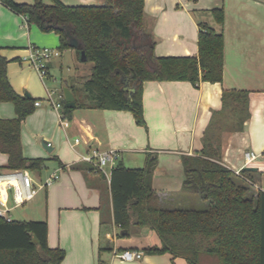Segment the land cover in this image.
Instances as JSON below:
<instances>
[{"label":"crops","instance_id":"crops-1","mask_svg":"<svg viewBox=\"0 0 264 264\" xmlns=\"http://www.w3.org/2000/svg\"><path fill=\"white\" fill-rule=\"evenodd\" d=\"M60 1L67 6H95L104 2ZM15 2L31 4L25 0ZM213 9L223 10L222 25L214 21L210 13ZM201 24L223 35L220 83L201 81L193 87L188 82H144L145 127L136 125L129 112L107 109L76 108L68 120L61 119L46 99H35L33 95L45 97L39 83L45 93L47 88L57 93L64 87L71 91L69 87L75 88L90 74L69 76L64 79L67 86L62 87L61 81L52 74V69H62L61 52L48 62V75L44 80L33 68L24 69L22 63L30 47L58 50V36L43 33L34 25L25 26L23 16L8 9L0 0V55L8 61V81L17 95H29L34 103L40 102L21 125L23 156L44 160L40 171L28 173L32 175L34 186L37 181L59 173L58 181L52 186L37 189L34 198L44 193L41 204L36 198L34 206L20 211L14 208L9 214L17 221H45L48 246L64 251L61 264H131L114 257L113 251L143 252L147 247L160 244L159 240L155 241L154 232L147 228L132 226L126 235L113 223L111 169L105 173L91 170L80 162L79 156L91 148L115 149L120 155L119 162L127 169L144 168L155 158L152 190L162 207L182 208L188 203L189 195L182 190L181 158L201 150L211 116L221 109L223 91L247 92L248 116L241 130L221 134V163L236 174L245 168H254L255 171H250L252 191L264 192V0H144L143 28L154 42L156 57H196ZM75 50L72 51L79 57ZM48 82L53 88L48 87ZM83 96L85 98L81 92V98ZM15 117L13 104L1 102L0 118ZM75 139H79L77 144ZM245 151L256 153L257 159L246 164ZM7 160V155L0 153V167L6 166ZM134 264L186 262L168 253L147 255L143 252L140 262Z\"/></svg>","mask_w":264,"mask_h":264},{"label":"trees","instance_id":"trees-1","mask_svg":"<svg viewBox=\"0 0 264 264\" xmlns=\"http://www.w3.org/2000/svg\"><path fill=\"white\" fill-rule=\"evenodd\" d=\"M1 2L26 16L27 24L56 34L60 52L71 49L70 40L75 39L76 51L83 50L92 63L81 90L85 98L78 99L76 89L69 87L75 107L65 108L64 97L61 100L65 119L70 120L76 108L107 109L129 112L136 125L145 127L144 82H188L197 87L201 81H222L223 35L201 24L196 57H156L154 42L143 28L144 0H104L95 6H67L60 0ZM210 13L217 24H223L222 9ZM7 63L0 55V103H12L16 117L0 118V153L8 158L0 172L40 171L44 160L25 158L20 140L21 125L33 113L34 100L14 92ZM221 101L201 150L181 158L182 190L207 202L206 209L162 207L151 188L155 158L141 169H127L119 161L111 169L113 223L126 235L132 226L153 231L160 244L145 248L147 255L168 253L186 264H264V192L252 191V172L243 169L236 174L221 163V134L241 130L248 116V93L223 91ZM63 258L62 249L47 244L45 221L0 218V264H61Z\"/></svg>","mask_w":264,"mask_h":264},{"label":"built area","instance_id":"built-area-1","mask_svg":"<svg viewBox=\"0 0 264 264\" xmlns=\"http://www.w3.org/2000/svg\"><path fill=\"white\" fill-rule=\"evenodd\" d=\"M24 24L27 25V18L23 16ZM60 52L56 49L50 48H36L30 47L28 55L24 57V61L28 62L31 67L37 72L39 78L44 80L48 75L47 64L52 58L59 57ZM46 101L48 105L55 111H58L59 117L63 116L60 113L64 96L62 93H57L56 90L46 89ZM35 106H39L40 102L36 101ZM79 139H75L74 143H78ZM257 154L252 151H245L243 158L246 164H249L257 159ZM119 152L115 149L99 150L91 148L84 154L79 156L80 162L89 165L92 170L100 173H105L106 168L112 169L119 161ZM238 174V173H237ZM57 179L54 173L46 179L44 185L40 188L52 184ZM36 194L34 189V182L26 170H4L0 172V218L10 222V212L17 207H20L31 201ZM113 256L126 262L140 260L143 252L125 250L122 252L113 251Z\"/></svg>","mask_w":264,"mask_h":264},{"label":"rangeland","instance_id":"rangeland-1","mask_svg":"<svg viewBox=\"0 0 264 264\" xmlns=\"http://www.w3.org/2000/svg\"><path fill=\"white\" fill-rule=\"evenodd\" d=\"M18 1H20V0H18ZM25 1L31 2V3L33 2V0H25ZM68 1L69 2H67V3H74L72 0H68ZM14 2H15V0H14ZM58 47H59V42L57 44V48ZM72 50H75V49L71 48V49H67V50L61 51L62 54H61V57L59 59V63H61V65H62V69L61 70L59 68L52 69V71H53L52 74L55 76L56 79H58V81L59 80L61 81L62 87H64V85H65L64 79H67L69 76H75V77H77V76H85V75L87 76V75H89L91 73L92 63H90V62H81L79 57H76L75 52L72 51ZM22 66H23L24 69H26V68H31L32 69L31 65L28 62H23ZM47 84H48V87L53 88V87H51V83L48 82ZM57 85H59V84H57ZM39 87H40V91L42 92V94L44 93L45 97L44 96H39V98H38V96H34V95H33V97L35 99H43V100H45L47 98V95L44 92V88L42 87L41 83H39ZM59 88H60V86H59ZM74 89H76L77 98L79 99L81 97V92H82L81 89H84V82H80V84L75 86ZM107 169L108 168H106L105 170H107ZM41 174L44 175L45 171H42ZM56 175H57V179L55 181H53L52 184H50V185H48L46 187L40 188L39 186L40 185H44L46 179L44 181L43 180L42 181H37V183L34 186V189L36 191L38 189V191H39V189L43 190L44 188H48V187L52 186L59 179V173L58 172H57ZM30 176L32 178V175H30ZM43 195H44V193L42 191L41 193H39L34 198V200L32 202H27L26 204H24V205H22L20 207H17L16 211L24 210L25 208H28L29 206H34L33 202L35 201L36 198L38 200V204H41L42 201H43ZM188 195H189V201H188V203L184 204L182 206V208L195 209V210H204V209H206L208 207V203L202 201L199 198L198 195L192 194V193H188ZM152 234H153V236L155 238V241L158 242V238H157L156 234H154V233H152ZM144 258H145V256L143 257V259ZM137 262H140V260L132 261L131 264L132 263L134 264V263H137Z\"/></svg>","mask_w":264,"mask_h":264},{"label":"water","instance_id":"water-1","mask_svg":"<svg viewBox=\"0 0 264 264\" xmlns=\"http://www.w3.org/2000/svg\"><path fill=\"white\" fill-rule=\"evenodd\" d=\"M70 48L72 49H76L78 48V43L75 39H71L70 40ZM79 59L81 62H87V57H86V54L83 50L79 51ZM124 87H123V90H126L127 89V85H126V82H124ZM129 91L133 92L134 90L133 89H129ZM62 92H63V96H64V101H65V104H64V107L65 108H74L75 107V97L74 95L72 94V92L64 87L62 89ZM27 97H30L29 95H27ZM129 98H131V95H129ZM45 147L48 146V144H46L45 142L43 143ZM245 170L247 171H255L254 168H245Z\"/></svg>","mask_w":264,"mask_h":264}]
</instances>
